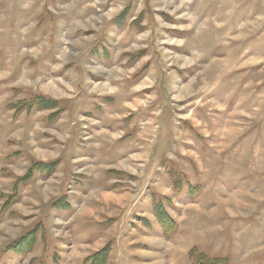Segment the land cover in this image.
Here are the masks:
<instances>
[{
    "label": "rangeland",
    "instance_id": "1",
    "mask_svg": "<svg viewBox=\"0 0 264 264\" xmlns=\"http://www.w3.org/2000/svg\"><path fill=\"white\" fill-rule=\"evenodd\" d=\"M191 249L264 264V0H0V264Z\"/></svg>",
    "mask_w": 264,
    "mask_h": 264
},
{
    "label": "trees",
    "instance_id": "2",
    "mask_svg": "<svg viewBox=\"0 0 264 264\" xmlns=\"http://www.w3.org/2000/svg\"><path fill=\"white\" fill-rule=\"evenodd\" d=\"M59 101L52 100L51 98H45L42 96H39L37 94H32L29 96L28 99H26L24 102H22V106L18 109L26 110L27 112L30 111L32 108L36 109H56L58 107ZM57 113H54L53 115H56ZM52 115V116H53ZM56 162L52 163H34L31 166L30 171L24 176L18 179L16 184L28 180V177L30 175H33L36 168H40L41 172H51L52 168L55 166ZM58 200V199H57ZM64 199H59V203H65L63 202ZM59 206V204H58ZM54 207V208H58ZM153 208L155 216L159 219L161 225L163 226V230L166 233L165 236H169L171 232L173 233L175 230L174 222L170 219V217L166 214V212L163 211V206L159 204V201H157V198L154 196L153 201ZM171 221H170V220ZM32 233H29L27 235H23V237L16 242V245L14 247V250L17 252V254L23 255L26 249H30L34 243ZM31 236V237H30ZM188 257L193 262L192 264H227L228 261L226 258L223 257H209L204 253H200L199 251L195 249H191L188 253ZM95 262V261H94ZM91 259L85 262V264H93L94 263Z\"/></svg>",
    "mask_w": 264,
    "mask_h": 264
}]
</instances>
